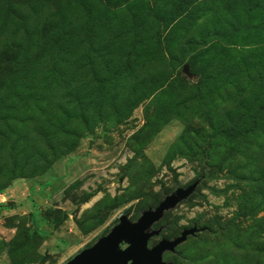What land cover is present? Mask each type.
<instances>
[{"label": "rangeland", "instance_id": "1", "mask_svg": "<svg viewBox=\"0 0 264 264\" xmlns=\"http://www.w3.org/2000/svg\"><path fill=\"white\" fill-rule=\"evenodd\" d=\"M197 179L148 248L197 227L163 260L264 264V0H0V264Z\"/></svg>", "mask_w": 264, "mask_h": 264}, {"label": "water", "instance_id": "2", "mask_svg": "<svg viewBox=\"0 0 264 264\" xmlns=\"http://www.w3.org/2000/svg\"><path fill=\"white\" fill-rule=\"evenodd\" d=\"M190 75L187 66L183 69ZM197 179L185 187H179L155 206L142 211L136 221L128 219L127 215H120L118 223L110 232L99 238L91 247L85 248L73 256L65 264H173L163 260L165 252H174L176 247L187 240L188 237L202 231L197 227L184 229L173 238H162L151 248L147 243L151 237L159 235L161 229H153L165 213L173 210L188 199L199 185ZM127 246L121 248L120 244Z\"/></svg>", "mask_w": 264, "mask_h": 264}, {"label": "crops", "instance_id": "3", "mask_svg": "<svg viewBox=\"0 0 264 264\" xmlns=\"http://www.w3.org/2000/svg\"><path fill=\"white\" fill-rule=\"evenodd\" d=\"M1 196L4 197L5 199L8 198L7 195H5V194H4V195H1V194H0V197H1ZM2 201H3V200L0 199V204H2V203H1ZM0 206H3V205H0Z\"/></svg>", "mask_w": 264, "mask_h": 264}]
</instances>
